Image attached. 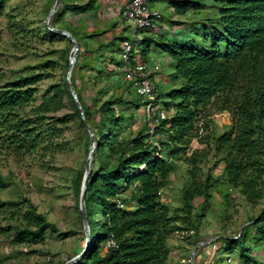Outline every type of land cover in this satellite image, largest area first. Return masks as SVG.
Listing matches in <instances>:
<instances>
[{"label":"trees","instance_id":"obj_1","mask_svg":"<svg viewBox=\"0 0 264 264\" xmlns=\"http://www.w3.org/2000/svg\"><path fill=\"white\" fill-rule=\"evenodd\" d=\"M169 1L168 5L178 14L206 7L209 12L204 14L205 19L200 25L191 27L190 35H194V28L199 26L206 29L209 25L213 42L211 49L204 52L189 47L176 37L172 39L171 36L155 35L148 31L145 34L142 32V41L132 50L129 57L131 63L135 56L148 61L152 47L166 52L175 61L174 71L179 85L171 89L167 96L159 93L157 97L163 100L167 111V99L174 103L168 118L155 129L159 147L148 142L146 125L143 124L135 132L129 130L131 121H135L134 112L142 111L144 106V99L136 94L120 71L123 45L134 42V38L114 24L108 25L106 30L95 28L91 32H84L64 20L68 12L85 15L96 13L98 0L83 3L60 0L50 20L51 26L67 30L78 43L79 52L70 81L82 106L84 120L65 76L63 84L48 86L52 94L34 108L33 116L22 113L23 108L33 101L38 91L37 84L50 77L51 73L47 70L53 68L50 60L36 66L42 69L40 72L26 66L19 70L26 73L0 84L1 147L17 154L39 146L45 149L50 145L51 137L63 133V128L58 127L57 123L66 127L73 122L83 129V143L88 150L89 135L85 122L92 127L95 150L85 191L90 243L75 264H168V237L181 230L197 232L202 212L209 205L216 185L224 184L227 189H238L251 204H256L263 197L264 0H210L208 5L200 0ZM7 2L0 0V15ZM210 15L215 16L214 20ZM176 23L171 20V24ZM44 31L50 37L57 36L46 27ZM107 33L110 36L106 42L98 40ZM83 40L96 45L98 55L89 56L93 51L85 47ZM68 43L72 48V43ZM69 50L61 54L65 69L68 67ZM93 71H96L95 74ZM118 72L122 73V79L112 80ZM92 79L106 80V83L86 98L82 86ZM62 93L67 95L71 111L65 113L61 120L45 116L51 106L56 105L60 109ZM212 111L227 112L231 117L228 129L213 134L211 138L215 151L223 154V178H215L209 172L200 180L196 172L205 154L195 149L187 155V149L194 139L207 147L210 145L208 138L202 136L199 130L207 131V120ZM45 119L48 121L45 122ZM161 134H165L166 139L159 138ZM62 145L65 149L67 142L63 140ZM178 159L188 163L190 168L179 190L181 205L172 211L168 204L161 201V193L167 187L170 175L176 171ZM83 173L84 170H80L72 183L78 210ZM9 183L0 176V190L8 187ZM130 189V195L126 196L125 192ZM228 197L229 194L224 195L225 207ZM197 198L203 201L197 206L198 211H194V200ZM22 202L27 204L22 214L26 225L16 229L14 240L17 243L43 242L47 229L63 236L73 233L72 230L60 232L44 214L37 212L36 206L28 198H23ZM130 202H133L132 208L119 207V204L124 206ZM17 204L0 200V210L7 211L10 205ZM178 209L181 213H178ZM249 221L255 227L252 233L257 242H263L264 207L258 216ZM11 227L0 226V232ZM245 228L250 229V224L242 228L235 239H220L228 252L237 249V242L243 244ZM110 240L115 242L114 247L107 246ZM104 246H107V250L102 255ZM239 250L240 260L244 264H263L252 254V248L242 245Z\"/></svg>","mask_w":264,"mask_h":264},{"label":"rangeland","instance_id":"obj_2","mask_svg":"<svg viewBox=\"0 0 264 264\" xmlns=\"http://www.w3.org/2000/svg\"><path fill=\"white\" fill-rule=\"evenodd\" d=\"M53 1L8 0L0 15V84L19 74L26 73L27 71L19 72L26 66H32L35 68L34 72H40L42 69L36 66L46 60L53 62V68L47 69L51 73L50 77L37 84L38 91L33 101L23 108L22 113L29 117L34 115V108L39 106L44 98L52 94V90L48 86L55 83L61 85L64 76L66 79L67 68L64 67L65 61L61 58V54L71 47L69 41L60 35L50 37L44 31L46 18ZM76 1L83 3L86 0ZM200 1L205 5L210 3V0ZM169 2V0L151 2V7L162 14L159 30L152 34L171 36L172 39L176 37L175 39L183 40L186 45L199 51L210 50L213 40L208 24L206 29H201L199 26L192 29L194 35H190L191 27L200 25L199 23L205 19L204 14L209 12L206 10L207 8L188 10L178 14L168 5ZM98 3L99 9L96 13L85 15L68 12L64 20L84 32H91L95 28L106 30L108 25L114 24L117 29L132 37L130 26L121 18L120 14L125 0H98ZM214 18L215 16L211 17L212 20ZM171 20L177 23L173 25ZM213 23L216 24L215 21ZM143 33L145 34L147 31H143ZM109 36L110 33H107L98 40L106 42ZM82 43L93 51L88 54L89 56L98 55L96 45L87 40H83ZM70 55L71 48L68 58ZM174 64V59L166 52L156 50L154 47L150 49L146 67L151 77L156 79L160 93L164 96H167L171 89L177 88L179 85V80L175 77ZM95 72L93 71L94 74ZM122 77V73L118 72L112 77V80H121ZM77 82L79 84V81ZM105 83L106 80L92 79L89 84L82 86L83 95L88 98L94 90L99 89ZM61 100L60 109H57L56 105L51 106V110L46 112L45 116L61 120L65 113L71 111L67 95L62 93ZM164 100L166 101V99ZM167 103L170 114L173 111L174 103L170 99H167ZM134 115L135 121L129 122V130L133 132L144 124L143 110L134 112ZM47 121L48 119H45V122ZM207 121L209 122L208 129L203 131L202 136L208 138L210 145L207 147L198 139L192 140L187 149V155H190L189 150L195 149L200 150L201 154H205L198 164L199 170L196 172L198 179H204L209 172L213 177L222 179L224 165L221 158L223 154L215 151L211 138L213 134H220L228 129L231 117L227 112L212 111ZM57 124L58 127L63 128V133L60 136L51 137V143L45 149L39 146L32 151L17 154L11 149L0 146V176L10 182L8 187L0 190V200L18 202L17 205H10L7 211L0 210V226L3 228L12 226L11 229L0 232V264H64L67 260L78 255L86 245L81 212L79 213L76 207L72 183L75 175L80 170H85L89 149L86 150L84 147L83 129L77 124L70 122L66 127ZM159 138L164 140L166 135L161 134ZM63 140L67 142L65 149L62 145ZM176 164V171L170 175L167 187L162 189L161 193V201L168 204L172 211L181 205L179 190L187 179L190 168V165L181 159H178ZM130 192L131 189L126 191L125 195L129 196ZM225 194H229L227 207L224 205ZM23 198H28L36 206L37 212L44 214L46 219L54 223L60 232L72 230L73 233L63 236L59 232L47 229L43 242L17 243L14 240L16 229L26 225L22 214L26 210L27 204L22 202ZM202 201V198L194 200L196 206L194 211H198L197 206ZM132 206L133 202H130L123 207L129 209ZM263 207L264 189L262 199L256 204H251L246 201L238 189H227L224 184L216 185L209 205L202 212L197 232L181 230L168 237V264H190L191 253L195 245L200 241L212 238H216L218 241V249L211 251L207 248L208 244L200 246L193 257L195 264H244L239 256V249L242 245L252 248V254L264 261V241L257 242L252 233L255 231V227L249 221L250 218L258 216ZM177 211L181 213L179 209ZM249 224L250 229H243L245 243L237 242V249L228 252L220 239L225 237L235 239L242 228ZM106 250L107 246H104L101 249V254L103 255ZM47 257L50 258L49 261L46 259ZM227 257L231 258L230 262H227Z\"/></svg>","mask_w":264,"mask_h":264},{"label":"built area","instance_id":"obj_3","mask_svg":"<svg viewBox=\"0 0 264 264\" xmlns=\"http://www.w3.org/2000/svg\"><path fill=\"white\" fill-rule=\"evenodd\" d=\"M120 14L121 18L130 26L132 37L134 38V42H126L123 45L122 66L120 67V71L123 73L124 78L130 82L136 94L144 99L143 119L147 128V140L152 145L159 147L158 136L155 129L163 120L168 118L169 113L165 109L163 100L157 99L160 90L156 79L152 78L148 72L146 62L141 60L138 56H135L131 63L129 57L132 50L142 41L143 31L155 33L159 30L162 14L160 11L151 7L150 0H125ZM199 133H203L202 128H200ZM189 151L191 153L192 150ZM119 207H123V204H119ZM217 242L216 238L207 240V248L211 251L217 250ZM107 246L114 247L115 242L110 240ZM46 259L48 261L50 260L49 257ZM230 261L231 258L227 257V262Z\"/></svg>","mask_w":264,"mask_h":264},{"label":"water","instance_id":"obj_4","mask_svg":"<svg viewBox=\"0 0 264 264\" xmlns=\"http://www.w3.org/2000/svg\"><path fill=\"white\" fill-rule=\"evenodd\" d=\"M59 5H60V0H55L50 11H49V13H48V15H47V18H46V28L49 31H51L57 35L65 37L68 41H70L72 43L71 55L69 56V62H68V67H67V72H66V82L68 84L71 95H72V97H73V99L77 105V108L80 111L81 118L84 120V113H83L82 106H81V104L77 98L76 91H75V89H74V87L70 81V75H71L73 63H75L76 57H77L78 52H79L78 43H77L76 39L72 36V34L70 32H68L67 30L56 28V27H53L50 25V19L52 18L54 13L57 11ZM85 128H86L88 135H89V138H90V145H89L88 156L86 159V166H85V170L83 173V178H82L81 188H80V193H79V210L81 212L84 234L86 236V245L84 247V250H82L78 255L71 258L70 260H67L64 264H75V263H77L81 259L83 253L85 252V250L87 249V247L90 243V233H89V228H88L87 214H86V207H85V191H86V187H87V180H88L89 173H90L91 161H92V158L94 155V150H95V139H94V132L92 130V127L86 122H85ZM206 243H207V241H200L195 245V247L191 253L190 264H195L194 260H193L194 255L198 252L199 247L206 245Z\"/></svg>","mask_w":264,"mask_h":264},{"label":"crops","instance_id":"obj_5","mask_svg":"<svg viewBox=\"0 0 264 264\" xmlns=\"http://www.w3.org/2000/svg\"><path fill=\"white\" fill-rule=\"evenodd\" d=\"M257 259H259L261 262H263L262 261V259L261 258H259L257 255H254Z\"/></svg>","mask_w":264,"mask_h":264},{"label":"bare ground","instance_id":"obj_6","mask_svg":"<svg viewBox=\"0 0 264 264\" xmlns=\"http://www.w3.org/2000/svg\"><path fill=\"white\" fill-rule=\"evenodd\" d=\"M73 65H74V63H73Z\"/></svg>","mask_w":264,"mask_h":264}]
</instances>
